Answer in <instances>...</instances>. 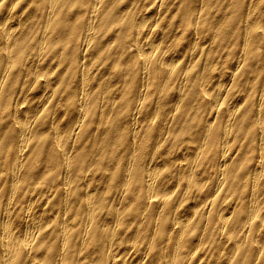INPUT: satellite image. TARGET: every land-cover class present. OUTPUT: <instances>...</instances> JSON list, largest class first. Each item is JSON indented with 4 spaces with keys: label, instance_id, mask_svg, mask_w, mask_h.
<instances>
[{
    "label": "bare ground",
    "instance_id": "1",
    "mask_svg": "<svg viewBox=\"0 0 264 264\" xmlns=\"http://www.w3.org/2000/svg\"><path fill=\"white\" fill-rule=\"evenodd\" d=\"M0 264H264V0H0Z\"/></svg>",
    "mask_w": 264,
    "mask_h": 264
}]
</instances>
